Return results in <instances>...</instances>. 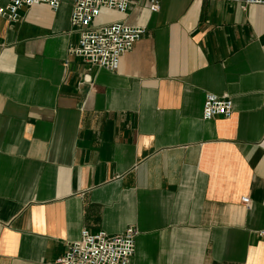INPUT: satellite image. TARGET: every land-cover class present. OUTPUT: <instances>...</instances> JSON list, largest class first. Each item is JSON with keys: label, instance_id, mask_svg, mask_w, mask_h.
<instances>
[{"label": "crops", "instance_id": "obj_1", "mask_svg": "<svg viewBox=\"0 0 264 264\" xmlns=\"http://www.w3.org/2000/svg\"><path fill=\"white\" fill-rule=\"evenodd\" d=\"M157 2L108 10L145 27L113 70L67 52L68 0L0 16V264L129 225L127 264H264V5Z\"/></svg>", "mask_w": 264, "mask_h": 264}, {"label": "built area", "instance_id": "obj_2", "mask_svg": "<svg viewBox=\"0 0 264 264\" xmlns=\"http://www.w3.org/2000/svg\"><path fill=\"white\" fill-rule=\"evenodd\" d=\"M70 12L69 28L76 33V41L69 45L67 52L80 57L86 64L113 70L121 54L145 32V27L129 25L122 20L96 23L95 18L102 9L125 12L129 0H68ZM151 11L158 9L157 0H147ZM235 2L241 8L249 4L264 5V0H223ZM61 0H9L0 6V16L9 21L18 17V9L44 3L50 9L58 8ZM232 112V102L228 94L205 92L201 104V118L228 117ZM240 201L248 207L249 199L242 196ZM137 228L126 226L118 234H108L103 230L91 232L86 228L79 230L78 237L68 242L63 252L57 256V264H127L134 250ZM264 238V227L258 231Z\"/></svg>", "mask_w": 264, "mask_h": 264}, {"label": "rangeland", "instance_id": "obj_3", "mask_svg": "<svg viewBox=\"0 0 264 264\" xmlns=\"http://www.w3.org/2000/svg\"><path fill=\"white\" fill-rule=\"evenodd\" d=\"M110 17V12L106 9H102L101 13L95 18L96 23L105 22Z\"/></svg>", "mask_w": 264, "mask_h": 264}]
</instances>
